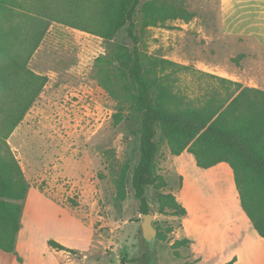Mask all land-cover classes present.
<instances>
[{
  "label": "rangeland",
  "instance_id": "1",
  "mask_svg": "<svg viewBox=\"0 0 264 264\" xmlns=\"http://www.w3.org/2000/svg\"><path fill=\"white\" fill-rule=\"evenodd\" d=\"M161 2L195 14L189 23L166 21L148 28L141 25L143 17L138 18L144 54L191 68L178 75L175 86L181 94L202 102L207 93L219 87L217 80L204 73L218 77L231 73L243 82H260L264 90V47L247 35H225L221 0ZM18 4L21 7L13 9L11 19L0 16V45H8V52L26 43L25 33L35 18L33 10L42 3L18 0ZM15 25L20 29L13 33ZM250 28L264 33V26L253 24ZM122 44L130 45L124 30L107 42L52 22L27 64L30 71L48 78L8 139L30 184L21 221L25 229L17 243L18 255L29 264L42 259L62 264H121L123 258L136 259L145 254L149 263L153 260L149 243L142 239L140 203L131 184L140 156V113L124 91L126 80L113 61ZM16 81L8 78L9 85L0 93V120L8 116L17 98L21 84ZM117 114L122 116L120 122L115 120ZM158 142L156 175L165 187L147 190L149 214L155 217L157 229L156 264H189L185 249L171 247L177 240L180 219L159 212L158 194H173L181 187V179L173 165L164 162L170 154L166 141L159 136ZM123 174L127 195L120 201L117 192ZM200 178L193 189L195 197L190 192L187 198L194 205H208L211 201L208 203L203 195ZM220 186L223 188L222 181ZM48 240L77 250L80 256L64 253L65 260L48 249ZM14 259L0 251V264Z\"/></svg>",
  "mask_w": 264,
  "mask_h": 264
},
{
  "label": "trees",
  "instance_id": "2",
  "mask_svg": "<svg viewBox=\"0 0 264 264\" xmlns=\"http://www.w3.org/2000/svg\"><path fill=\"white\" fill-rule=\"evenodd\" d=\"M40 1L42 4L33 10L35 18L25 33L23 47L8 52V45H0V54L3 55L0 59V93L9 85L10 77L17 78L16 82L21 84L8 116L0 120V251L22 262L17 243L30 184L9 147L8 139L48 82L46 76L30 71L27 64L52 22L107 42L121 30L126 33L130 45H119L113 61L126 80L124 91L140 113V156L131 178L140 213H150L148 188L165 187L156 175L160 136L166 141L171 155L190 153L199 168L209 169L227 163L233 171L241 207L257 233L264 238V90L204 73L217 80L219 87L207 93L202 102H195L175 86L178 75L190 71V67L167 59L149 58L140 48L139 16L143 17L141 25L148 28L158 27L166 21L189 23L195 14L183 7L160 4V0L144 3L141 0ZM20 7L18 0H0V16L11 19L13 9ZM19 29L15 25L11 31L16 33ZM8 70L10 74L6 73ZM115 120L120 122L121 114L115 115ZM126 181L123 174L117 192L120 201L126 199ZM158 201L161 214L177 218L187 215L174 194L160 193ZM190 244V240L182 239L176 240L171 247L179 250L189 248ZM47 245L56 251L80 256L79 251L55 240H48ZM120 262L150 264L147 254L136 259L123 258ZM234 262L235 258L226 264Z\"/></svg>",
  "mask_w": 264,
  "mask_h": 264
},
{
  "label": "crops",
  "instance_id": "3",
  "mask_svg": "<svg viewBox=\"0 0 264 264\" xmlns=\"http://www.w3.org/2000/svg\"><path fill=\"white\" fill-rule=\"evenodd\" d=\"M221 4L225 35H247L255 38L264 47V33L259 34L250 28L251 25L253 27V24L264 26V0H221ZM226 74L227 76L220 74V77L229 78L228 80L257 89L263 88L260 82H243L238 75ZM164 162L172 164L177 175L182 178L181 187L175 190L173 194L186 209L187 215L178 218L181 226L176 236L177 240L188 239L191 241L189 248H181L187 251L190 259L189 264H226L234 258V264H264V238L257 233L241 207L239 193L230 166L227 163H220L209 169H202L197 166L195 157L187 152L180 156H173L170 153ZM216 170L222 173L226 171V173L221 174L224 203L227 200L230 203L234 201L236 210L239 212H229L227 225H223V220H215L212 213H208L202 203L199 202L198 205H194V201L190 202L187 198L190 192L193 194V198L195 197L193 189L196 184H200V176ZM221 217L225 219L224 212H221ZM48 249L65 258L64 253L66 252L56 251L49 247ZM17 252L20 253L18 247ZM9 264L29 263L26 258L22 257V262L14 259ZM38 264L62 263H48V260L42 259Z\"/></svg>",
  "mask_w": 264,
  "mask_h": 264
},
{
  "label": "bare ground",
  "instance_id": "4",
  "mask_svg": "<svg viewBox=\"0 0 264 264\" xmlns=\"http://www.w3.org/2000/svg\"><path fill=\"white\" fill-rule=\"evenodd\" d=\"M224 173H226V171L222 173L216 170V171L204 174L201 176V181H202L201 183L203 185V195L206 198L207 202L211 201L210 204L215 206V208H212L210 204L208 205L204 204L208 210H211V211H208V213H212L215 220L217 221L223 220V223H224L223 225H227V218L224 217L225 219H223L222 218L223 216L221 217V212H224V214H227L229 213L228 212L229 210L232 213H237L238 210H236L234 201L232 203L228 202V200L226 203H224L223 201V195H224L223 189L224 188L220 186V182L222 181L221 174H224ZM24 229L25 228L23 225L19 233L18 239L21 237Z\"/></svg>",
  "mask_w": 264,
  "mask_h": 264
},
{
  "label": "water",
  "instance_id": "5",
  "mask_svg": "<svg viewBox=\"0 0 264 264\" xmlns=\"http://www.w3.org/2000/svg\"><path fill=\"white\" fill-rule=\"evenodd\" d=\"M155 217L150 214H142L141 215V235L142 239H144L147 243H149V247L151 249V254L153 256V260L150 264H156L157 259L155 255V244L157 242V229L154 225Z\"/></svg>",
  "mask_w": 264,
  "mask_h": 264
}]
</instances>
